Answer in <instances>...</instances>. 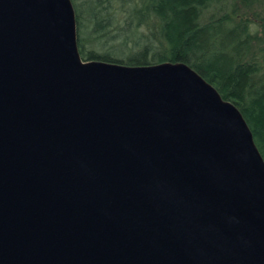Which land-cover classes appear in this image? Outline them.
Segmentation results:
<instances>
[{
    "label": "water",
    "instance_id": "95a60500",
    "mask_svg": "<svg viewBox=\"0 0 264 264\" xmlns=\"http://www.w3.org/2000/svg\"><path fill=\"white\" fill-rule=\"evenodd\" d=\"M0 264H264V159L184 62L83 60L71 0H0Z\"/></svg>",
    "mask_w": 264,
    "mask_h": 264
},
{
    "label": "trees",
    "instance_id": "16d2710c",
    "mask_svg": "<svg viewBox=\"0 0 264 264\" xmlns=\"http://www.w3.org/2000/svg\"><path fill=\"white\" fill-rule=\"evenodd\" d=\"M71 1L83 60L186 63L240 110L264 159V69L246 60L250 25L230 22L224 0Z\"/></svg>",
    "mask_w": 264,
    "mask_h": 264
},
{
    "label": "rangeland",
    "instance_id": "374dc122",
    "mask_svg": "<svg viewBox=\"0 0 264 264\" xmlns=\"http://www.w3.org/2000/svg\"><path fill=\"white\" fill-rule=\"evenodd\" d=\"M225 9L228 11L231 21L246 20L250 25V45L246 55V60L253 57L254 60L261 64V69H264V0H224ZM72 3V1H71ZM73 6V4H72ZM74 9V8H73ZM214 12V13H213ZM206 16L214 15L215 17L220 14L217 13L215 8H210L206 12ZM213 13V14H212ZM75 14V11H74ZM76 24V19H75ZM77 24H76V42H77ZM78 45V42H77ZM87 44L86 48L90 49ZM100 51V50H98Z\"/></svg>",
    "mask_w": 264,
    "mask_h": 264
}]
</instances>
